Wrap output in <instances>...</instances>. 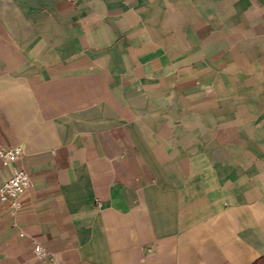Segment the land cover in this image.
I'll list each match as a JSON object with an SVG mask.
<instances>
[{
    "label": "crops",
    "instance_id": "0c3cea01",
    "mask_svg": "<svg viewBox=\"0 0 264 264\" xmlns=\"http://www.w3.org/2000/svg\"><path fill=\"white\" fill-rule=\"evenodd\" d=\"M0 145V264H252L264 0H0Z\"/></svg>",
    "mask_w": 264,
    "mask_h": 264
},
{
    "label": "built area",
    "instance_id": "2783aa9c",
    "mask_svg": "<svg viewBox=\"0 0 264 264\" xmlns=\"http://www.w3.org/2000/svg\"><path fill=\"white\" fill-rule=\"evenodd\" d=\"M23 154V148L19 145L13 147L0 145V162L3 166L11 168L10 175L0 185V201L8 203L12 215H15L20 209V201L30 186L28 173L13 166ZM19 234L23 235L21 232ZM33 252L37 258H42L45 255L44 249L37 242L33 244Z\"/></svg>",
    "mask_w": 264,
    "mask_h": 264
},
{
    "label": "trees",
    "instance_id": "16d2710c",
    "mask_svg": "<svg viewBox=\"0 0 264 264\" xmlns=\"http://www.w3.org/2000/svg\"><path fill=\"white\" fill-rule=\"evenodd\" d=\"M252 264H264V257L258 258Z\"/></svg>",
    "mask_w": 264,
    "mask_h": 264
}]
</instances>
